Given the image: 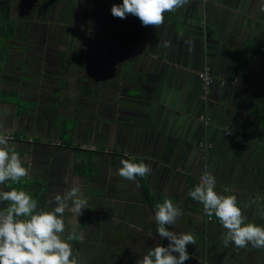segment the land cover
Here are the masks:
<instances>
[{"label": "crops", "instance_id": "1", "mask_svg": "<svg viewBox=\"0 0 264 264\" xmlns=\"http://www.w3.org/2000/svg\"><path fill=\"white\" fill-rule=\"evenodd\" d=\"M5 1L13 33L5 47L6 77L0 76V88L9 92L0 101L1 124L11 131L16 120L19 133L30 132L23 131L29 114L18 105L29 101L26 90L32 87L41 109L57 93L55 118L72 117L79 127L90 111L89 128L96 130L95 150L101 156L86 151L91 157L84 165L90 171L75 175L73 165L82 160L71 164V177L84 181L88 198L80 227L94 232L81 241L82 229L75 231L76 258L84 254L90 264H138L150 249L167 247L154 213L171 199L182 215L168 230L196 239L187 246L190 259L184 264H264V248L225 247L226 230L214 215L207 222L203 205L188 195L206 169L218 194L237 197L246 223L264 226V0H189L166 13L159 27L143 26L133 15L114 17L113 4L123 0H101L100 30L90 23L93 0H69L68 16L60 3L66 0H0ZM204 65L213 77L206 100L197 80ZM69 83L75 93L68 98ZM92 91L97 94L89 96ZM40 115V120L47 116ZM57 124L53 120L44 136L69 131V145H55L70 146L75 127L60 133ZM7 136L11 147L20 144L16 151L22 159L28 155L31 143H22L17 133ZM201 143L211 145L205 162ZM44 147L36 149L51 151ZM122 159L150 165L151 174L135 183L122 178ZM59 185L55 191L63 195L67 190ZM45 192L49 210L55 203H48L52 193Z\"/></svg>", "mask_w": 264, "mask_h": 264}, {"label": "clouds", "instance_id": "2", "mask_svg": "<svg viewBox=\"0 0 264 264\" xmlns=\"http://www.w3.org/2000/svg\"><path fill=\"white\" fill-rule=\"evenodd\" d=\"M188 3L189 0H123L120 5L113 4L111 14L120 19L133 15L143 26L159 27L164 23L166 13ZM9 139L6 134H0V185L9 181L13 185L19 184L29 175L20 155L9 145ZM121 165L119 175L134 183L137 177L151 174L150 165L142 161L122 159ZM9 187L11 190L0 191V202H7V207L0 209V264H79L70 243L77 239L75 230L65 239L63 217L69 209V202L71 210L78 216L82 215L83 209H88V198L81 189L74 186L63 195L56 194L48 201L49 204L54 202L55 207L38 210V201L30 193ZM215 188V177L205 170L199 184L188 195L203 205L207 216L214 215L226 230L223 245L227 247L233 243L237 248H245L250 244L257 249L264 248V226L246 223L247 218L237 197L218 194ZM181 215V209L171 199L156 206V231L162 239L167 238L169 244L150 249L138 264H184L190 259L187 246L196 244L194 235L168 230L169 226H176ZM261 217L264 218V212Z\"/></svg>", "mask_w": 264, "mask_h": 264}, {"label": "rangeland", "instance_id": "3", "mask_svg": "<svg viewBox=\"0 0 264 264\" xmlns=\"http://www.w3.org/2000/svg\"><path fill=\"white\" fill-rule=\"evenodd\" d=\"M98 17L99 18H97V20H99V22H100V15ZM81 24H83L82 21H81ZM32 74H34V72H32ZM33 78L31 79L32 81H33ZM97 81H99V80H97ZM69 86L70 87L68 88V92L70 91L69 89H72V90L68 93V95H67L68 98L71 97V95H73L75 93L74 92L75 88H72L73 85L69 83ZM0 87H1V84H0ZM2 87H5V85H2ZM17 88H18V86L15 85L14 89L16 90ZM26 92H27V95L30 96L29 101H34L33 100V95H34L33 88L29 87V89H27ZM96 94H97L96 91H92V92H89L88 95L94 96ZM14 98L15 97H8V99H14ZM29 101L28 102H20V104L18 105L23 110L22 111L23 114H27L29 112V109L30 110L34 109L36 106V104H33ZM90 101H91V99H90ZM50 106L56 107L57 104L53 103V104L49 105V107ZM48 110H51V108H48ZM43 112H45V111H43ZM49 112L47 113V111H46V114L47 115L50 114ZM87 113H88L89 118L83 117L82 120L78 119L80 121L79 127L75 126L77 121L75 119H73L72 117L66 119L62 116H57L54 119V123L58 122L57 129L59 130L60 133L63 129H65V130H71L72 129L73 132H74V127L76 129V136L73 135V138L71 139V145L70 146L61 145V146H59V149L55 148L56 147L55 144L61 143L62 141H64V142L68 141L67 138L70 136V133L65 132V133L58 134L54 130L53 133L51 132V133L47 134L46 136H44V133L48 131L47 128L49 129L50 127L43 126L41 129H39L37 126L38 129L35 128L33 130L34 122H33V120H31V116L28 117L29 121L27 122L28 124L27 123L26 124H27V127H29V128H27L28 131H30L34 135H31L30 132L27 133L28 135L24 134L23 132L19 133L18 128H16V122H15L16 120L12 124L13 128H11V127L9 128L11 131H7L8 126H6L5 124L2 123L3 127L0 128V134H6L7 135L10 133H14V134L17 133V134H19V136H21L20 141H22V143L23 142L24 143L33 142V143H38L40 145H50V147L47 146V148H50L52 151L56 149V150H58L57 151L58 154L61 151H62V153H65V154H63V156L65 158H60V159L65 160V161L61 164H57L58 160H54L55 157L53 159V158H49V156L45 152L41 153V151H40V153H39V150L36 149V148H38L37 145L31 144L34 147L31 146V148H27L28 155L26 153V155L23 156V159L21 158L24 166L27 167L29 170V175H28L29 179L38 180V181H42L43 179L46 180L45 181L46 186H47L48 190H50L52 193V195L49 197L50 199H52V197L57 194V192L55 190L58 188L59 183H60L59 186L61 187V189H65V191L66 190L69 191L72 187L75 186V187H79L83 193V190L85 191L84 181H82L81 178L76 179V178L71 177V164L75 163V162L76 163L82 162L81 167L83 169V173L85 174V173H88L90 171V170L87 171V168L83 166L84 163H86L85 159L87 160L88 157H91L88 155V153L86 151L93 150V153H95V154L99 153L96 157L101 156V154H100L101 150H95V149L99 148V146L97 144L95 145V143H94L95 141L98 142L97 135L95 134L96 130L95 129L91 130L89 128V124L92 121V119L90 116V111H87ZM0 116L2 117L1 112H0ZM80 118H81V116H80ZM1 122L2 121L0 120V124H1ZM77 129H78V131H77ZM35 130H36V132H35ZM23 131L26 132L25 129H23ZM91 137H92V139H90ZM91 145H93L92 149H90ZM14 148L16 150L20 151V148H21L20 144H16L14 146ZM62 148H65L67 151L65 152L64 150H62ZM44 151H46V150H44ZM57 157H59V156H56V159H57ZM93 157L95 158V155H93ZM56 164L58 165V169L61 171L60 176H59V174L57 176H55L53 174V168L56 166ZM71 207H72L71 202H69V209L65 211L64 217H63L65 220V225H66V229H65V232L63 235L66 239L67 236L73 232V230L76 231V230L82 229L79 233L80 234L79 237H82V239H80L81 241H83V240L85 241L86 237L90 233L93 232L92 228H86V225L83 228H81L80 227V215L78 216V213L73 212L71 210ZM49 210H51L50 207H49ZM93 234H94V232H93ZM84 246L88 247V245H86V244ZM87 252H88L87 250H83L82 253H87ZM86 260L87 259H86V256L84 254H81L80 257H78L79 264H90V262H88Z\"/></svg>", "mask_w": 264, "mask_h": 264}, {"label": "trees", "instance_id": "4", "mask_svg": "<svg viewBox=\"0 0 264 264\" xmlns=\"http://www.w3.org/2000/svg\"><path fill=\"white\" fill-rule=\"evenodd\" d=\"M9 10H10V3L9 1L0 2V11L2 14H0V76L2 77V67L5 64V55L6 50L5 47L8 45V42L12 39V33H13V25L9 20ZM2 40V42H1ZM3 77H6L3 75ZM2 77V78H3ZM6 95H9V92L7 93L6 90L0 88V101H4ZM5 96V97H4ZM18 104V101H17ZM69 132V131H67ZM68 140V138H67ZM70 141H63V143L66 145H69ZM87 169L89 168V165H83ZM73 174H78L81 176H84L83 169L81 167V164H74L73 165ZM9 185L11 187H16L21 190H25L28 193H30L34 199H37L38 201V210H45V200H46V189L47 186L45 183H42L38 180H32L29 178H24L19 184H12L11 181L7 182L5 185H0L1 191H8L11 190ZM7 207V202H0V209H4ZM72 250L73 255H78L80 251V244L77 243L76 240H73L72 243Z\"/></svg>", "mask_w": 264, "mask_h": 264}, {"label": "flooded vegetation", "instance_id": "5", "mask_svg": "<svg viewBox=\"0 0 264 264\" xmlns=\"http://www.w3.org/2000/svg\"><path fill=\"white\" fill-rule=\"evenodd\" d=\"M58 2L59 0H55V2ZM61 4H63V6H64V9H65V12L67 13V16L69 15V14H71V11L72 10H70L68 7H70V3H69V0H66V1H62V2H60ZM91 9H92V11H93V14L92 15H90V23H92V28L93 29H99L100 30V26H99V21L97 20V18H99L98 16L100 15V13H102L101 12V9H102V1L101 0H93L92 1V5H91ZM95 10V11H94ZM101 16V15H100ZM95 19V21H94V23H93V20ZM95 39H93V41H92V43H96L95 41H94ZM90 41H91V38H90ZM90 43V42H89ZM72 75V74H71ZM72 79H74V77H71ZM71 79V80H72ZM93 81V80H92ZM93 82H95V83H99V81H93ZM65 84H67L68 85V82H66ZM36 88V87H35ZM37 89V88H36ZM51 91H56V88L55 89H53V90H51ZM59 91V90H58ZM52 94H53V92H52ZM56 94L57 93H54L53 95H52V97H50V98H47L48 100H49V102H48V105H51V104H53V103H56V100H55V98H56ZM29 102H31V103H33V104H36V106H35V108L34 109H29V112H28V114H29V117L31 116V120H33V122H34V125H33V130L36 128V129H41L43 126H48V127H50L49 129L47 128V130L49 131L50 129H52L53 127H54V125H53V120L55 119V116L57 115L56 114V112H57V106L56 107H49V106H46L47 108H43V109H41V102H37V101H29ZM48 108H51V110H48ZM43 110H46L47 111V113L49 112L50 114H48L47 116H43V119L42 120H40V118H42V116L40 115L42 112H43ZM45 111V112H46ZM29 120L27 119V121H26V123L28 122ZM25 123V125H24V129L25 130H28L27 128H29V127H27V124ZM37 126H38V128H37ZM35 132H36V130H35ZM32 145H37V147L38 148H40V147H43V145H40V144H38V143H33V142H30ZM27 144V143H26ZM45 147H50V145H44ZM55 146H57V145H55ZM44 147V148H45ZM56 148V147H55ZM48 149H50V148H48ZM57 149V148H56ZM51 150L49 153H46L48 156H49V158H53L54 159V157H55V159L54 160H58V162H57V164H61V163H63L65 160H62V159H60V158H65L64 156H63V154H65V153H62V151L61 152H59V154L57 153V151L58 150ZM39 153H40V151H39ZM56 156H59V157H57V159H56ZM62 156V157H61ZM52 163V162H51ZM56 164V166L53 168V170H57V172H58V174H61V171L58 169V165ZM67 165V164H66Z\"/></svg>", "mask_w": 264, "mask_h": 264}, {"label": "built area", "instance_id": "6", "mask_svg": "<svg viewBox=\"0 0 264 264\" xmlns=\"http://www.w3.org/2000/svg\"><path fill=\"white\" fill-rule=\"evenodd\" d=\"M197 80L199 83L200 98L203 100H206L208 98V95H209V90L213 84V77H212L211 70H210L209 66L204 65L201 68V70L197 73ZM202 121L205 122V124L208 122V120L205 118L202 119ZM199 148L202 152L201 160L204 162L207 161L209 151L211 150V145L201 143V144H199ZM200 178H201V176H200ZM211 221H212V218L209 217L207 219V222H211Z\"/></svg>", "mask_w": 264, "mask_h": 264}]
</instances>
